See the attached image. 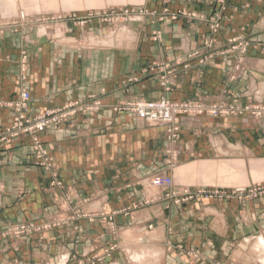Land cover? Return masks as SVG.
<instances>
[{
	"label": "crops",
	"instance_id": "obj_1",
	"mask_svg": "<svg viewBox=\"0 0 264 264\" xmlns=\"http://www.w3.org/2000/svg\"><path fill=\"white\" fill-rule=\"evenodd\" d=\"M128 5L145 13L115 27L100 19L65 22L53 36L43 26L38 33H0V131L12 118V109L3 104L22 89L30 95V113L77 99L99 103L94 111L39 135L48 166L36 161L28 137L0 147V230L22 221L53 220L65 200L91 215L26 239L0 237V264H56L63 253L67 264H78L111 244L113 225L126 232L150 229H144L140 243L121 237L126 253L115 250L97 264H214L213 258L264 230V198L182 200L185 190L200 186L261 182L251 180L255 160H264V120L184 118L172 143L163 125L116 111L121 102L136 98L264 102V12L263 26L253 20L250 28L240 23L233 0L225 9L218 0ZM181 10L194 16L170 17ZM215 16V50H209L202 42L211 35ZM240 35L250 41L242 61L221 53ZM258 163V169L264 166ZM238 169L248 181H232ZM156 172L171 176L172 184L154 185Z\"/></svg>",
	"mask_w": 264,
	"mask_h": 264
},
{
	"label": "rangeland",
	"instance_id": "obj_2",
	"mask_svg": "<svg viewBox=\"0 0 264 264\" xmlns=\"http://www.w3.org/2000/svg\"><path fill=\"white\" fill-rule=\"evenodd\" d=\"M132 1L134 0H0V33H3V31L5 33L6 32L5 30L7 29H21V30L24 29L27 32L38 33L39 27L43 26L48 30L47 32L48 34L54 35L55 31L61 29L62 25L65 22H73L76 25H85V23H87L88 20H92V19H100L104 23H109L112 27H115V25L117 26L121 23H124L132 16L145 13L143 9L134 6L130 7L128 3ZM218 1L220 3V7L222 8L227 2L231 0H218ZM233 1L237 2V4L240 7L237 10V12L241 24H246V25L249 24L251 28L250 23L254 20L255 24L258 27L263 26L262 21H260V15L262 11L264 12V8L263 10L261 9V7H264V0H233ZM89 5L90 7L94 6L96 8H87V6L89 7ZM226 6L227 5H225L223 9H225ZM73 7H79L81 9H75ZM185 12L186 11L181 10V11H176L174 13H170V17L174 19L177 18L179 14L194 16V13L192 12H186V13ZM210 21H211V25L209 27V32L211 35H209V38L203 39L202 46L209 50H215L214 34L217 33L218 31L219 17L218 16L212 17ZM153 35L157 36L158 31L153 33ZM249 45H250L249 39L245 36L240 35L230 38L226 42V44L219 50H222L221 53L234 54L235 56L239 57L238 58L239 60L242 61L243 55L245 54ZM23 58L24 57H22V59ZM203 60L205 61L206 59L204 58ZM162 78H163L162 81L166 80L164 79V76ZM141 99L151 102H157L162 99L167 100V102L172 103L176 107L175 117L169 122L166 121H168L171 118L168 119L150 118L147 120L138 117L133 111L129 109L118 107L120 105L139 101ZM3 105L12 109V118L10 123L0 131V141H1L0 147L9 143H15L23 137H28L31 139L32 154L36 159V161L39 164H43L45 166L50 165V160L47 154V150L45 149V147H43V145L42 147L46 151L47 163L44 164L38 160L34 149L35 141L33 135H29V134H20L19 136L9 135V129L13 122L14 108L8 105L6 102ZM53 108L56 107L46 108L37 113H30L28 107V114L32 116L39 114L47 109H53ZM116 109H117L116 111H126L132 113L137 118L145 121V123L151 125L153 124L163 125L165 127L167 139L172 143L177 141L178 133L181 126L183 125L182 120L184 118L193 121L195 119H199L201 117H206V116L231 117V116L249 115L257 122L264 120V102H258V101H254V102L248 101L243 104H235L227 101H217L214 103L206 104L192 100L174 101L166 97H160L158 99H152V100H148L144 98H136L121 102L120 104L117 105ZM72 119L74 118L66 120L65 122L71 121ZM65 122L55 125L52 124L43 131H41L40 133H38L36 136L39 139V135L42 132H45L50 128L59 127L61 124ZM257 140L260 141V138H257ZM170 156L173 158L171 154ZM263 161L264 160H255L254 165L256 164L257 165H256L255 174L253 176V180H251V181H261V182L249 186H231V187H220L216 185L200 186L197 187L196 190L194 191L185 190L186 192L185 197L182 200L205 199V200L226 201V200L235 199L237 201L242 202V201H252V200L257 201L261 198H264V166L260 165L259 167L260 169L257 168V166H259L258 162L263 164L264 163ZM171 163L172 162H170L169 160V165L173 166V164ZM224 163H225L224 165H227L226 162ZM236 171L237 170H235L236 175L232 176L233 178L232 181H248L246 178L243 177V175L239 174L241 169H238L237 172ZM227 172H229L231 175V171H227ZM153 175L154 177L152 178V181L156 176L166 177L170 179V181H173L171 176L161 175L160 172H156ZM226 179H227L226 181H231V178H226ZM253 187L255 189H260L259 192L256 195H251V194L248 195L246 191H248ZM242 191L246 193L240 194L239 192ZM230 192L231 194H229ZM175 200L178 201L179 199H175ZM54 215L56 216L55 219L53 220H43L40 222L28 221L31 224H33L34 227H32L31 229H27L21 235H12L11 232L5 235L0 234V237L26 239L34 235H40L48 231L49 229L67 225L68 223H70L72 220L75 219H79L82 217H87L91 219L90 218L91 215L83 212L82 210L75 209L67 200L63 201L62 206ZM145 228L150 229V226L147 227L142 226L128 232H126V230L123 231L117 229L114 227V225L110 226L109 230L111 231V234L113 236L111 244H109L101 252V254H93L90 257H85L84 259H80L78 261V264L100 263L104 257H109L111 253H113L115 250H119L122 251V253H126L125 250L126 245L123 246L121 245V243H119L121 242L122 239L121 237H127L130 240L134 239L135 243H140L142 239V235L144 234L143 232L146 230ZM263 233L264 230H262L261 233L253 237L252 240H249V242H242V243L240 242L241 244L235 245L236 247L235 246L232 247V249L229 250L228 253L226 252L224 254H221L222 256L221 257L219 256L217 259L213 258L214 260L213 263L214 264H264V260H262L264 257L263 256L264 249H262L263 245H259V247H257L258 236L259 238L264 237V235L262 236ZM253 240L256 241L257 244L255 247L256 249L255 251L252 248ZM233 250H235L236 252L233 253ZM64 254L65 253L61 255L60 259L57 260L56 264H67L66 262L67 256ZM191 256L193 258L198 256L196 249L192 251Z\"/></svg>",
	"mask_w": 264,
	"mask_h": 264
},
{
	"label": "built area",
	"instance_id": "obj_3",
	"mask_svg": "<svg viewBox=\"0 0 264 264\" xmlns=\"http://www.w3.org/2000/svg\"><path fill=\"white\" fill-rule=\"evenodd\" d=\"M29 99H30V95L28 91L22 89L16 98L6 102L8 105L14 108L13 122L9 129V135L10 136H19L20 134L33 135L35 141L34 149L36 152V156L38 160L44 164L47 163L46 151L42 147V144L36 135L52 124L54 125L60 124L62 122H65L66 120L74 118L78 113H86L89 111H94L95 109L98 108V104H99L97 100L90 101L85 99H77L66 102L62 106L53 109H47L39 114L31 116L28 114L27 103ZM118 107L129 109L133 111L138 117L147 120L150 118H158V119L171 118L166 122L171 121L175 117V113H176V107L172 103L167 102V100L165 99H162L157 102H151L141 99L139 101L126 103ZM153 183L158 187H169L172 184V181H170V179L166 177L156 176L153 179ZM259 190L260 189H255L253 187L246 192L248 195L249 194L256 195L259 192ZM246 192L242 191L239 193L244 194ZM229 194H231V192ZM32 227H34V225L28 221L15 223L9 225L4 229H1L0 234L5 235L12 232L11 233L12 235H21L27 229H31Z\"/></svg>",
	"mask_w": 264,
	"mask_h": 264
},
{
	"label": "bare ground",
	"instance_id": "obj_4",
	"mask_svg": "<svg viewBox=\"0 0 264 264\" xmlns=\"http://www.w3.org/2000/svg\"><path fill=\"white\" fill-rule=\"evenodd\" d=\"M257 242H258V245L256 244L257 247H259V245H263L262 249H264V237H261V238L258 237V241ZM262 260H264V258Z\"/></svg>",
	"mask_w": 264,
	"mask_h": 264
}]
</instances>
